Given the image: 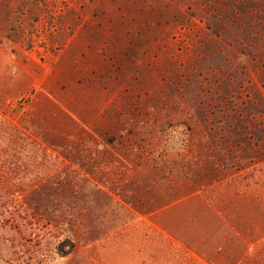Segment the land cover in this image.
Returning a JSON list of instances; mask_svg holds the SVG:
<instances>
[{
    "label": "rangeland",
    "instance_id": "rangeland-1",
    "mask_svg": "<svg viewBox=\"0 0 264 264\" xmlns=\"http://www.w3.org/2000/svg\"><path fill=\"white\" fill-rule=\"evenodd\" d=\"M191 250L264 264V0H0V264Z\"/></svg>",
    "mask_w": 264,
    "mask_h": 264
},
{
    "label": "trees",
    "instance_id": "trees-1",
    "mask_svg": "<svg viewBox=\"0 0 264 264\" xmlns=\"http://www.w3.org/2000/svg\"><path fill=\"white\" fill-rule=\"evenodd\" d=\"M73 244L68 238H63L58 244H57V251L61 255H65L69 253L72 250Z\"/></svg>",
    "mask_w": 264,
    "mask_h": 264
},
{
    "label": "crops",
    "instance_id": "crops-1",
    "mask_svg": "<svg viewBox=\"0 0 264 264\" xmlns=\"http://www.w3.org/2000/svg\"><path fill=\"white\" fill-rule=\"evenodd\" d=\"M219 251H220V249H217V248H216L215 250H213L212 253H217V252H219ZM190 252H191L192 254L196 255V257L200 259L201 263H204V264H218V261H217L216 258H215V259H213V258H208V257H206V256H203V255L197 253V252H193L192 250H191ZM220 253H223V251H220Z\"/></svg>",
    "mask_w": 264,
    "mask_h": 264
}]
</instances>
